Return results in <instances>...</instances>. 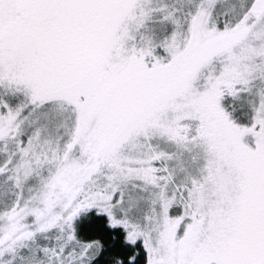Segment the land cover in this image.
<instances>
[{
	"label": "snow or ice",
	"instance_id": "6c2138e0",
	"mask_svg": "<svg viewBox=\"0 0 264 264\" xmlns=\"http://www.w3.org/2000/svg\"><path fill=\"white\" fill-rule=\"evenodd\" d=\"M141 253L264 264V0H0V264Z\"/></svg>",
	"mask_w": 264,
	"mask_h": 264
},
{
	"label": "trees",
	"instance_id": "16d2710c",
	"mask_svg": "<svg viewBox=\"0 0 264 264\" xmlns=\"http://www.w3.org/2000/svg\"><path fill=\"white\" fill-rule=\"evenodd\" d=\"M103 225V219L92 218L91 220H83L80 222L79 231L84 238H88L94 230L99 229ZM139 264H143V254L139 257Z\"/></svg>",
	"mask_w": 264,
	"mask_h": 264
}]
</instances>
